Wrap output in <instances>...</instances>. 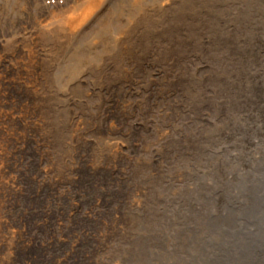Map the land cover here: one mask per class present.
Segmentation results:
<instances>
[{"label": "rangeland", "instance_id": "1", "mask_svg": "<svg viewBox=\"0 0 264 264\" xmlns=\"http://www.w3.org/2000/svg\"><path fill=\"white\" fill-rule=\"evenodd\" d=\"M103 1L0 0V264L185 252L261 174L264 0Z\"/></svg>", "mask_w": 264, "mask_h": 264}, {"label": "bare ground", "instance_id": "2", "mask_svg": "<svg viewBox=\"0 0 264 264\" xmlns=\"http://www.w3.org/2000/svg\"><path fill=\"white\" fill-rule=\"evenodd\" d=\"M174 2L176 0H161L157 7L163 10ZM86 4L87 1L64 12L58 23L59 34L68 33L64 31L67 21L82 12ZM258 158L261 174H253V177L248 173L239 175L238 183L225 191L230 208L227 204L222 214L214 216L211 203H207V221L194 219L188 226L190 232L187 231L178 242L176 240L180 251H183L182 245L186 246L185 252H132L119 257L120 264H155L154 261L165 264H264V156L259 154ZM212 198L210 194L207 196L208 200ZM197 243L201 244L199 251L193 252ZM224 245L223 252L214 251V247L221 250Z\"/></svg>", "mask_w": 264, "mask_h": 264}]
</instances>
